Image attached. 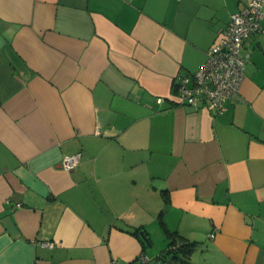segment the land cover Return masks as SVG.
Returning <instances> with one entry per match:
<instances>
[{
  "label": "crops",
  "instance_id": "0c3cea01",
  "mask_svg": "<svg viewBox=\"0 0 264 264\" xmlns=\"http://www.w3.org/2000/svg\"><path fill=\"white\" fill-rule=\"evenodd\" d=\"M246 2L0 0V264H264V31L223 113L175 86Z\"/></svg>",
  "mask_w": 264,
  "mask_h": 264
},
{
  "label": "built area",
  "instance_id": "2783aa9c",
  "mask_svg": "<svg viewBox=\"0 0 264 264\" xmlns=\"http://www.w3.org/2000/svg\"><path fill=\"white\" fill-rule=\"evenodd\" d=\"M264 19V0H247L233 12L220 30L214 44L207 50L206 59L192 75H179L176 81L179 102L194 107H204L213 114L226 110V101L236 97L244 79V68L250 59L246 41L250 34L260 33ZM80 153L64 155L61 166L72 169ZM214 234H210L212 237ZM52 245V243H48ZM142 264L149 259L139 257Z\"/></svg>",
  "mask_w": 264,
  "mask_h": 264
},
{
  "label": "trees",
  "instance_id": "16d2710c",
  "mask_svg": "<svg viewBox=\"0 0 264 264\" xmlns=\"http://www.w3.org/2000/svg\"><path fill=\"white\" fill-rule=\"evenodd\" d=\"M140 231H141V228L136 227L128 232L135 235L140 240L142 247L146 248L147 244L143 241L140 235ZM142 232L144 235H146V232L143 229H142ZM169 237L170 238L167 243V248L162 251L161 258H159L161 260L160 263L161 264H187V258L195 250L197 244L195 242L185 243L182 239L180 241H177L176 236H174L173 234H169ZM148 241L150 243L149 239ZM168 253L172 254L170 261L164 258L167 255H169ZM155 262L153 264H155ZM129 264H133V263H129ZM138 264H142V263L139 262Z\"/></svg>",
  "mask_w": 264,
  "mask_h": 264
},
{
  "label": "rangeland",
  "instance_id": "374dc122",
  "mask_svg": "<svg viewBox=\"0 0 264 264\" xmlns=\"http://www.w3.org/2000/svg\"><path fill=\"white\" fill-rule=\"evenodd\" d=\"M160 246V245H159ZM167 247V246H166ZM164 248V247H163ZM164 250V249H163ZM154 251H155V246L151 247V246H146V253L149 257H153L154 256ZM169 255H167L166 257H164L167 260H171L172 254L168 253Z\"/></svg>",
  "mask_w": 264,
  "mask_h": 264
},
{
  "label": "water",
  "instance_id": "95a60500",
  "mask_svg": "<svg viewBox=\"0 0 264 264\" xmlns=\"http://www.w3.org/2000/svg\"><path fill=\"white\" fill-rule=\"evenodd\" d=\"M140 235H141L143 241H144L147 245L150 246V243H149V241H148V237H147L146 235H144L142 231H140Z\"/></svg>",
  "mask_w": 264,
  "mask_h": 264
}]
</instances>
